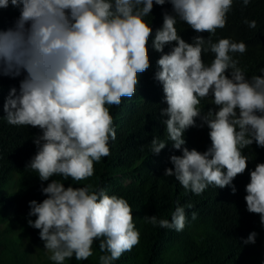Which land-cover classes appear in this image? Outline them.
<instances>
[{
	"label": "clouds",
	"instance_id": "1",
	"mask_svg": "<svg viewBox=\"0 0 264 264\" xmlns=\"http://www.w3.org/2000/svg\"><path fill=\"white\" fill-rule=\"evenodd\" d=\"M172 5L153 29L145 17L155 5ZM250 0H243L247 6ZM233 0H0V9H19L13 27L0 29V77L21 78L3 103L7 122L39 129L36 153L26 165L41 181L43 201L29 202L28 225L39 230L55 264L73 256L93 255L99 240V264H113L139 244L128 202L91 185L73 187L52 179L76 182L94 175V162L110 155L117 133L109 106H119L137 91L139 77L151 67L149 42L162 55L154 79L163 88L160 109L166 139L153 138L150 150L159 155L171 142L181 152L170 156L174 177L196 195L209 186L237 188L233 181L248 169L242 149L254 143L264 148V75L246 77L233 54L247 45L230 38L212 41L227 23ZM177 18L198 34L191 42L178 33ZM250 28L255 20H245ZM171 49L165 52L166 46ZM214 59L206 64L203 54ZM211 97L206 113L201 100ZM197 119L200 123L197 124ZM207 127L205 151L187 147L185 132ZM44 186V182H47ZM247 211L264 226V162L257 163L245 186ZM187 207H191L188 205ZM192 213V218H196ZM153 226L182 231L185 206L179 201L171 220L146 216ZM255 231L244 243H255Z\"/></svg>",
	"mask_w": 264,
	"mask_h": 264
},
{
	"label": "trees",
	"instance_id": "2",
	"mask_svg": "<svg viewBox=\"0 0 264 264\" xmlns=\"http://www.w3.org/2000/svg\"><path fill=\"white\" fill-rule=\"evenodd\" d=\"M172 12V5H155L152 15L145 17L155 31L163 22V12ZM19 9L9 6L0 9V29L13 27ZM245 20H255L256 27L250 28ZM178 33L188 42L198 34L177 18ZM230 38L243 41L247 51L233 54L239 61L248 79L254 75H264V0H250L245 6L243 0H233L232 9L227 13V23L217 29L212 41ZM166 46L165 52L170 51ZM151 67L139 77L136 94L124 98L117 106H109L113 116L117 136L110 140V155L94 162V175L88 180H65L62 176L52 179L67 187L104 189L109 195L125 199L131 207L136 229L140 233L139 244L127 251L113 264H264V226L258 214L247 211L245 186L250 182V172L257 163L264 162V148L255 143L243 154L249 158L248 169L238 175L233 183L235 194L230 187L217 188L209 185L196 195L185 191L174 177L164 175L168 167H173L170 156L181 152L167 144L159 155L150 150L151 140L166 139L165 125L161 123L160 109L164 97L162 85L154 79L157 60L162 55L149 42ZM206 64L214 59V54H203ZM22 78V77H21ZM21 78L0 77V264H55L49 259L39 230L28 225L29 202L43 201L41 181L38 174L26 168L36 153L34 135L39 129L15 126L7 122L3 103L11 87H19ZM199 107L203 113L214 107L212 98L201 100ZM200 121L197 119V124ZM209 129L192 127L185 132L189 149L205 151L210 146ZM44 182V186L47 185ZM179 201L185 206L186 226L182 231L153 226L145 221L146 216L171 220V213ZM191 205V207H187ZM195 212L196 218H192ZM258 235L256 242L244 243L251 232ZM99 240L93 244V255L87 260L77 261L73 256L64 264H99Z\"/></svg>",
	"mask_w": 264,
	"mask_h": 264
}]
</instances>
